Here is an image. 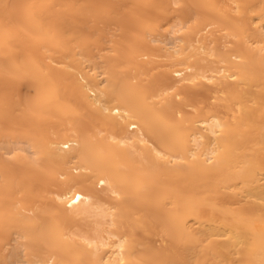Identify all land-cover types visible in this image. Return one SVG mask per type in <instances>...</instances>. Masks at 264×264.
Returning <instances> with one entry per match:
<instances>
[{
  "label": "bare ground",
  "instance_id": "6f19581e",
  "mask_svg": "<svg viewBox=\"0 0 264 264\" xmlns=\"http://www.w3.org/2000/svg\"><path fill=\"white\" fill-rule=\"evenodd\" d=\"M172 1L0 0V264H264V0H174L154 74Z\"/></svg>",
  "mask_w": 264,
  "mask_h": 264
},
{
  "label": "rangeland",
  "instance_id": "374dc122",
  "mask_svg": "<svg viewBox=\"0 0 264 264\" xmlns=\"http://www.w3.org/2000/svg\"><path fill=\"white\" fill-rule=\"evenodd\" d=\"M172 1V0H171ZM220 1V0H219ZM222 1H225V2H227L226 0H221L220 1V3L218 2V4L220 5V4H222V5H224V4H226V3H222ZM174 2V0L172 1V2H170V3H172V4H170L169 5V9H168V12H167V14L165 15L166 17H164L163 19H162V21L160 22V28H159V30H161V29H163V30H161V31H158V33H154V32H152V34L151 35H149V37H147L148 39L146 40V42L149 44V45H151L152 46V48H150V47H148L150 50V52L152 51L153 52V54H152V52H151V54L150 55H153L152 56V58L155 60V63L152 65L154 68L151 70L152 71V73L154 72V74H158L160 71H162L163 69H164V67H163V65L165 64V63H167L169 60H168V58L164 55L163 56V54H165V51H163L164 49L162 48V50H161V46H163L164 45V42H166L167 43V41H168V38L171 36V34H170V32H172V30L173 29H175V27L177 26L176 25V22L178 23L180 20H179V13L178 12H180V8H181V3L180 4H176V3H178V2H176V3H173ZM179 5H180V7H179ZM222 5H220V6H222ZM226 6V5H225ZM225 6H222V9H223V7L225 8ZM174 7V8H173ZM176 9V10H175ZM178 11V12H177ZM177 12V13H176ZM232 14H234L235 15V12H231ZM177 19V20H176ZM191 19V18H190ZM188 20V24H191L192 22V19L191 20ZM174 20H176V21H174ZM189 21H190V23H189ZM163 23V24H162ZM101 24L102 23H100V25H99V28L101 29V33H100V35H99V40L101 39L100 37H101V35L102 36H104L105 34V36L104 37H102V41H99V43H97V46H96V44H94V45H92V50H93V52L95 53V54H103L104 55V57L103 58H94L95 60H97V61H101V59H104L105 61H106V59L107 60H109V58L111 57V56H113V54H115V51H114V48H112V47H115V46H113L114 44L116 45V41L118 40L117 38L119 37V35H120V30H119V26L116 24V23H110V24H102V27H101ZM174 25V26H173ZM163 27V28H162ZM211 28H212V30H211ZM215 28V29H214ZM220 28V29H219ZM170 30V31H169ZM184 30L185 29H183V31H181L180 32V34L182 33V32H184ZM104 33H103V32ZM160 32V33H159ZM204 32H206V31H204ZM215 32V33H214ZM208 35H207V40H206V42H207V44L211 47H213V48H216V50H218L220 53L221 52H225V51H228L232 46H233V44L230 42V40H232V38L231 37H228V36H225V31L223 30V29H221V27H219L217 24H212L211 26H209L208 27V31L206 32ZM179 34V33H178ZM166 35V36H165ZM169 35V36H168ZM151 36L153 37V38H158L159 40H158V42L157 41H153V39L151 38ZM155 36V37H154ZM214 36H216V38L214 37ZM209 37H211V38H209ZM217 39V40H216ZM223 39V40H222ZM229 39V40H228ZM161 40H162V42L163 43H161ZM165 40V41H164ZM170 40V39H169ZM215 40V41H214ZM227 41L228 42H230V43H227ZM102 42V43H101ZM160 42V43H159ZM211 42V43H210ZM226 43V44H225ZM154 44V45H153ZM211 44H213V45H211ZM231 44V45H230ZM100 46V47H99ZM158 46V47H157ZM226 46V47H225ZM219 48H221V49H219ZM226 48V49H225ZM155 49V50H154ZM223 50V51H222ZM160 51H162V53L160 52ZM112 52H113V54H112ZM157 53H159V54H157ZM105 55H106V57H105ZM215 56V55H214ZM214 56H209L206 60H213L215 57ZM144 58H147L146 56H143ZM213 57V58H212ZM164 58V59H163ZM212 58V59H211ZM158 60V63H157V60ZM162 61H161V60ZM205 62V61H204ZM203 62V63H204ZM206 64H207V61L205 62ZM215 64L216 65H219L220 63L219 62H215ZM155 65H156V67H155ZM158 66V67H157ZM161 68H160V67ZM156 68H157V70H156ZM159 69H162V70H159ZM154 70V71H153ZM158 71V72H157ZM145 77H147V76H144V78ZM146 79V78H145ZM209 86H210V84H209ZM210 92H211V94H212V98L210 97V98H201V96L199 97L198 96V98H200L199 100H203V99H210L208 102H209V104H211V103H213V101L214 102H216L217 103V97H214L213 95L215 94V92L213 93V91H211L210 90ZM210 94V93H209ZM215 95H217V93L215 94ZM179 97V96H178ZM207 97H209V96H207ZM204 102V106H206L207 105V101L205 100V101H203ZM203 102H200V105L203 103ZM206 102V103H205ZM211 102V103H210ZM190 103V102H189ZM189 103H187V104H185L183 107V113L185 112V114H189V112L191 113V112H193L194 113V111H195V109H194V107L196 106V107H198L197 106V104L196 105H194V104H189ZM198 103V102H197ZM193 105H194V107H193ZM199 105V104H198ZM200 105H199V107H200ZM203 106V107H204ZM195 107V108H196ZM202 107V106H201ZM18 195H20V194H18ZM17 196V195H16ZM18 197V196H17ZM155 239H156V243L157 244H160V239L158 238V236H156L155 237Z\"/></svg>",
  "mask_w": 264,
  "mask_h": 264
}]
</instances>
